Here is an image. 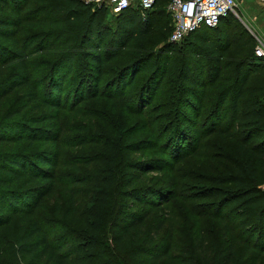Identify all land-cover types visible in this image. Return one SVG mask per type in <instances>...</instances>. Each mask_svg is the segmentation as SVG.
<instances>
[{
  "label": "trees",
  "instance_id": "obj_1",
  "mask_svg": "<svg viewBox=\"0 0 264 264\" xmlns=\"http://www.w3.org/2000/svg\"><path fill=\"white\" fill-rule=\"evenodd\" d=\"M168 1L157 0L143 17L137 5L113 15L95 0H0V264H86L69 242L74 232L61 223L67 215L45 216L42 205L60 182L53 170L61 113L97 114L84 108L101 99V88L106 102L129 114L145 112L157 96L175 107L162 108L172 118L167 144L151 141L161 157L126 163L136 181L163 170L169 158L196 155L202 136L233 142L244 164L226 182L232 188L213 190L216 201L191 206L207 207L198 213L218 221L219 234L200 230L179 254L171 232L158 240L166 221L147 235L150 211H136L176 193L129 181L126 225L115 221L94 264H264V59L232 15L171 42ZM128 49L129 62L113 74L111 64ZM84 180L72 177L71 186Z\"/></svg>",
  "mask_w": 264,
  "mask_h": 264
},
{
  "label": "rangeland",
  "instance_id": "obj_2",
  "mask_svg": "<svg viewBox=\"0 0 264 264\" xmlns=\"http://www.w3.org/2000/svg\"><path fill=\"white\" fill-rule=\"evenodd\" d=\"M235 1L239 16L235 18L249 32L256 48L264 38V0ZM130 50H126L124 55L111 64L113 74L118 66L129 62ZM109 79L107 77V81ZM114 91L109 92L115 99L118 95ZM100 93L101 99L92 100L84 108L96 111L97 114L90 112L79 115L70 109L61 113L59 123L63 132L60 134V166L53 170L56 178L60 176V182L42 205L45 216L52 215L54 210L67 215L61 223L74 232L69 235V242L79 248L80 256L87 258L86 264H94L104 245L110 244L115 235V221L126 225V212L130 210L132 203L125 197V192L128 191L129 181H136L135 173L126 167V163L145 162L148 158L161 157L158 150L150 145L155 141L159 146L167 144L169 139L166 132L172 126V122H169L172 118L162 116L167 111L162 108L166 107L175 113V107H168L166 95L160 99L157 96L150 104L151 107L145 105L150 107L147 110L144 108L145 112L129 114L106 102L102 96L103 88ZM136 142H140L137 151L128 152L127 145ZM200 142L204 146L200 148L198 156L183 152L175 159L172 158L174 160L169 158V164L163 166V170L150 172L141 181L135 182V186L151 184L161 187L163 191L171 189L176 193V198L168 196L153 206L136 207V211H150L142 228V232L147 235L160 220L166 221L158 240L171 232L177 249L176 253L173 251L175 254L185 252L191 237L200 230L210 238L219 234L220 223L203 215V212L198 213L206 211L207 207L192 209L191 206L216 201L213 190L232 188L233 185L226 182L243 170L244 162L236 158L233 142L220 141L214 135L202 136ZM79 176H86L84 183L71 186V178ZM188 195L190 196L186 198ZM120 210L122 214L118 217ZM209 211L216 212L218 208ZM55 226L63 228L61 224ZM138 231L139 229H135L132 234ZM61 235L63 234L58 237ZM138 241L141 239L138 238Z\"/></svg>",
  "mask_w": 264,
  "mask_h": 264
},
{
  "label": "built area",
  "instance_id": "obj_3",
  "mask_svg": "<svg viewBox=\"0 0 264 264\" xmlns=\"http://www.w3.org/2000/svg\"><path fill=\"white\" fill-rule=\"evenodd\" d=\"M157 0H95L98 7H106L113 15H119L129 7L137 5L144 17ZM235 0H169L166 12L172 19L171 42H180L202 27L216 28L221 19L232 15L239 18ZM257 58L264 59V42L255 48Z\"/></svg>",
  "mask_w": 264,
  "mask_h": 264
},
{
  "label": "crops",
  "instance_id": "obj_4",
  "mask_svg": "<svg viewBox=\"0 0 264 264\" xmlns=\"http://www.w3.org/2000/svg\"><path fill=\"white\" fill-rule=\"evenodd\" d=\"M262 41L264 42V38H262Z\"/></svg>",
  "mask_w": 264,
  "mask_h": 264
}]
</instances>
